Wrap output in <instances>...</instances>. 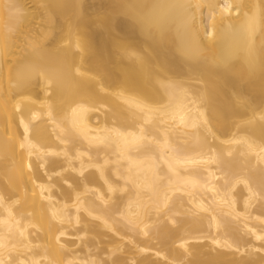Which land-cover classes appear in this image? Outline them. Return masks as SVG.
Here are the masks:
<instances>
[{
	"label": "bare ground",
	"instance_id": "6f19581e",
	"mask_svg": "<svg viewBox=\"0 0 264 264\" xmlns=\"http://www.w3.org/2000/svg\"><path fill=\"white\" fill-rule=\"evenodd\" d=\"M0 264H264V0H0Z\"/></svg>",
	"mask_w": 264,
	"mask_h": 264
}]
</instances>
